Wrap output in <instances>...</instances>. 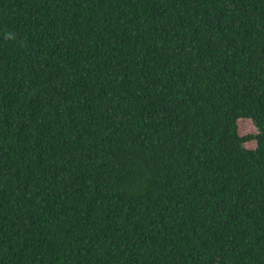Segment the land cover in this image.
I'll list each match as a JSON object with an SVG mask.
<instances>
[{
  "label": "trees",
  "instance_id": "16d2710c",
  "mask_svg": "<svg viewBox=\"0 0 264 264\" xmlns=\"http://www.w3.org/2000/svg\"><path fill=\"white\" fill-rule=\"evenodd\" d=\"M0 264H264V0H0Z\"/></svg>",
  "mask_w": 264,
  "mask_h": 264
},
{
  "label": "rangeland",
  "instance_id": "374dc122",
  "mask_svg": "<svg viewBox=\"0 0 264 264\" xmlns=\"http://www.w3.org/2000/svg\"><path fill=\"white\" fill-rule=\"evenodd\" d=\"M237 130H238V133L242 136L257 133V129L255 125L248 118H241L237 121ZM244 146L247 148H254L256 146V141L250 140L244 143Z\"/></svg>",
  "mask_w": 264,
  "mask_h": 264
}]
</instances>
